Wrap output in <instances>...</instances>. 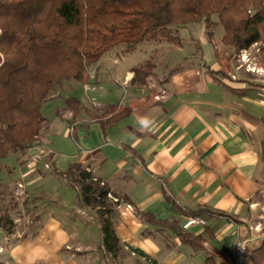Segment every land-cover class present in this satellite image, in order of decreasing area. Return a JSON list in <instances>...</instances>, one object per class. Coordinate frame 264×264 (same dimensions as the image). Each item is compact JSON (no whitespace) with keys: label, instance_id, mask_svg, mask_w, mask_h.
Here are the masks:
<instances>
[{"label":"crops","instance_id":"obj_1","mask_svg":"<svg viewBox=\"0 0 264 264\" xmlns=\"http://www.w3.org/2000/svg\"><path fill=\"white\" fill-rule=\"evenodd\" d=\"M108 55L107 60H112ZM102 65L97 64L91 80L99 86L96 90L87 91L79 82L83 93L71 95L82 103L72 130L77 150L60 152L42 143L55 152L52 173L63 177L54 169L65 171L79 161L130 199L117 208L116 229L123 243L149 257L131 251L142 264L229 260L239 237L264 232V86L244 77L237 84L227 81L218 75L219 63L210 72L188 66L160 84L150 80L142 87L132 83L136 65L126 67L123 78L115 81ZM151 88H156L154 95ZM94 99L103 107L98 109ZM64 111L74 117L66 102ZM144 119L150 121L148 127L141 125ZM49 122L60 127V134L69 135L68 120L63 125L57 119ZM64 184L60 195L71 188ZM75 210L68 218L74 227L51 209L39 218L36 232L4 233L0 260L66 264L70 258L61 250H71L73 239H86L90 229L83 216L89 209ZM148 213L160 223L149 221ZM191 215L205 218L207 224L183 229ZM75 245L79 246L72 250L74 256L87 253L83 244Z\"/></svg>","mask_w":264,"mask_h":264},{"label":"trees","instance_id":"obj_2","mask_svg":"<svg viewBox=\"0 0 264 264\" xmlns=\"http://www.w3.org/2000/svg\"><path fill=\"white\" fill-rule=\"evenodd\" d=\"M198 23L205 24L210 39L220 26L222 42L240 54L264 43V0H0V197L7 192L2 171H12L5 159L40 147L48 124L44 105L57 88L70 80L89 83L91 67L117 46L130 53L143 42L180 44V29ZM155 68L150 59L132 67V83L148 85ZM65 102L76 117L81 100L70 96ZM54 171L77 190L82 206L96 212L105 258L123 264L126 246L149 258L117 233V208L129 198L82 162ZM146 217L160 223L151 213ZM0 229L9 236L17 233L8 209L0 210ZM249 259L264 264V240L249 251Z\"/></svg>","mask_w":264,"mask_h":264},{"label":"rangeland","instance_id":"obj_3","mask_svg":"<svg viewBox=\"0 0 264 264\" xmlns=\"http://www.w3.org/2000/svg\"><path fill=\"white\" fill-rule=\"evenodd\" d=\"M179 36L181 38L180 44L166 41L160 43L143 42L135 51L130 53H122V48L117 46L103 56L97 64L103 63L102 68L108 73L110 80L115 81L118 78H123L122 71L126 67L150 59L156 64L155 76L151 79L152 83L160 84L175 69L196 66L201 70L210 72V68L219 63L218 75L227 79V81L236 82L237 84L239 78L244 77L249 79L253 85L256 83L264 86V43L256 44L245 55L236 54L231 46L222 42L220 26L215 29L213 37L210 39L204 23L190 24L181 28ZM215 49L218 51L217 55ZM107 55L108 57L112 56V60H107ZM208 59L212 65L208 64ZM97 64L93 65L91 70L95 69ZM89 84L93 85L91 81ZM89 84H84L87 91H90L88 89ZM97 87L99 86L96 85V89ZM81 93H83L82 84L73 80L66 82L62 89L57 88L44 105L43 111L48 118V124L42 131L41 146L34 152L31 151L32 154L29 153L30 155L11 154L5 159V164L10 166L12 171L11 169L9 171L8 168L2 171L1 176L7 185V192L0 197V210L8 209L11 212L17 223V233L32 234L36 232L40 225L39 218L41 219L43 213L47 210L52 209L53 212L55 211L58 215L65 216L68 219L72 214H75V209H89L83 215L84 220L90 223L87 238L84 240L73 239V244L78 243L81 246L83 244V250L87 253H76L74 256L72 250L75 246H79L75 244L71 247V250L62 249L61 252L67 254L65 257L70 258L66 261V264H113L110 259L105 258L101 248L102 234L96 212L81 205L77 191L72 186L62 194L67 198H61L62 195L60 194L64 191V183L68 182L64 177L52 173L54 168L52 159L55 152H50L48 148L45 149L42 146V143H49V146H53L54 149L66 153L77 150L74 131L72 132L77 119L72 118L66 111L62 112V106L67 97L73 94L80 96ZM122 98L125 99V95H122ZM94 100L101 103L98 99ZM50 118L61 121V125L68 120L67 133L69 135L60 134V127H53L49 122ZM37 153L40 157L34 156ZM117 217L118 214L115 222L118 221ZM67 219H64V223L74 227L73 220L68 219L67 221ZM3 237L4 232L0 229L1 242L2 239L4 240ZM2 250V247H0V253ZM1 263L13 264L4 260H1ZM123 264H142V262H140L137 255H132L129 248H125ZM250 264H252L251 260Z\"/></svg>","mask_w":264,"mask_h":264},{"label":"built area","instance_id":"obj_4","mask_svg":"<svg viewBox=\"0 0 264 264\" xmlns=\"http://www.w3.org/2000/svg\"><path fill=\"white\" fill-rule=\"evenodd\" d=\"M97 73V69H93L89 71V75L91 80ZM89 84V83H87ZM90 87L88 89L90 91L96 90V85L89 84ZM96 107L101 108L102 104L94 102ZM207 224V220L199 215H191L189 216L183 223V229L189 230L195 226H205ZM264 240V232H258L253 235H249L247 237H239L234 246L232 248L231 258L229 260L223 261L221 264H247L248 261V253L251 249L259 246Z\"/></svg>","mask_w":264,"mask_h":264},{"label":"clouds","instance_id":"obj_5","mask_svg":"<svg viewBox=\"0 0 264 264\" xmlns=\"http://www.w3.org/2000/svg\"><path fill=\"white\" fill-rule=\"evenodd\" d=\"M140 123H141V125H143L144 127H148L149 124H150V121L147 120V119H144V120H141Z\"/></svg>","mask_w":264,"mask_h":264}]
</instances>
